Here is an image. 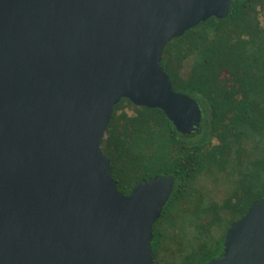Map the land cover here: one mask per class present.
<instances>
[{
	"label": "water",
	"instance_id": "water-1",
	"mask_svg": "<svg viewBox=\"0 0 264 264\" xmlns=\"http://www.w3.org/2000/svg\"><path fill=\"white\" fill-rule=\"evenodd\" d=\"M233 1L0 0V264H154L175 179L125 194L103 140L124 98L199 130L201 106L175 90L163 52ZM202 264H264V196Z\"/></svg>",
	"mask_w": 264,
	"mask_h": 264
},
{
	"label": "trees",
	"instance_id": "trees-1",
	"mask_svg": "<svg viewBox=\"0 0 264 264\" xmlns=\"http://www.w3.org/2000/svg\"><path fill=\"white\" fill-rule=\"evenodd\" d=\"M264 0H234L165 46L172 85L199 102L202 123L179 132L159 108L127 98L103 140L118 189L131 193L155 175L175 179L153 226L154 264H202L220 257L231 223L264 196ZM134 113L129 114L128 109ZM222 199L209 197V188Z\"/></svg>",
	"mask_w": 264,
	"mask_h": 264
},
{
	"label": "rangeland",
	"instance_id": "rangeland-1",
	"mask_svg": "<svg viewBox=\"0 0 264 264\" xmlns=\"http://www.w3.org/2000/svg\"><path fill=\"white\" fill-rule=\"evenodd\" d=\"M260 18H261L262 24H264V7L261 8V10H260ZM128 113L129 114L134 113V109L129 108ZM221 194L222 193H218L217 190H215L214 188L213 189H212V187L209 188V197L216 198V199H222Z\"/></svg>",
	"mask_w": 264,
	"mask_h": 264
},
{
	"label": "flooded vegetation",
	"instance_id": "flooded-vegetation-1",
	"mask_svg": "<svg viewBox=\"0 0 264 264\" xmlns=\"http://www.w3.org/2000/svg\"><path fill=\"white\" fill-rule=\"evenodd\" d=\"M223 254H224V252H223ZM223 255H221L220 257H222Z\"/></svg>",
	"mask_w": 264,
	"mask_h": 264
}]
</instances>
